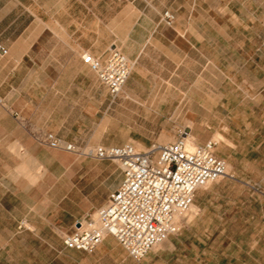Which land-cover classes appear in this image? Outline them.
<instances>
[{
	"label": "crops",
	"instance_id": "crops-1",
	"mask_svg": "<svg viewBox=\"0 0 264 264\" xmlns=\"http://www.w3.org/2000/svg\"><path fill=\"white\" fill-rule=\"evenodd\" d=\"M216 20L210 0H0V264H210L234 254L227 249L255 246L231 234L264 230V195L247 190L250 180L224 176L241 187L234 201L212 191L195 196L192 219L140 260L111 235L91 253L69 249L63 237L107 202L122 170L37 139L50 133L83 149L130 138L144 150L165 144L145 148L137 137L169 139L146 121L194 119L195 104L209 112L221 102L206 77L200 98L193 84L194 64L210 70ZM113 46L132 63L115 99L82 61L84 54L105 61ZM201 130L187 133L194 145L206 142Z\"/></svg>",
	"mask_w": 264,
	"mask_h": 264
},
{
	"label": "rangeland",
	"instance_id": "rangeland-1",
	"mask_svg": "<svg viewBox=\"0 0 264 264\" xmlns=\"http://www.w3.org/2000/svg\"><path fill=\"white\" fill-rule=\"evenodd\" d=\"M210 16L219 21V32L211 34V46L208 54L205 55L211 61L210 70L202 73V66L194 64L193 84L194 91H198L195 95L200 98L203 85L206 84L203 79L206 77L210 85L214 86L210 89L220 96L221 102L211 103L209 112L203 111L201 103L195 104L194 119L181 118L177 121L162 119L145 122L147 129H154L156 133L165 131L169 136L167 140L159 141L158 139L163 136L157 135L137 138L146 140L148 144L145 148H147L152 143L173 142L179 138L180 133H189L194 127H202L204 137L202 142L217 139L216 134H220L225 140H218L217 148L224 149L219 157L227 163L228 175L226 176H239L250 180L254 188L247 190L264 195V0H210ZM213 62L218 67L213 66ZM205 66L207 69V65ZM178 83L184 82L179 80ZM37 139L46 145L42 137ZM127 141L136 147L131 138ZM75 155L87 157L83 154ZM108 161L119 167L116 161ZM240 189V185L222 178L199 188L195 196L199 201L207 191H212V194L216 193L220 199L223 197L226 202L232 203L235 193ZM194 200L189 211L181 212V219L177 224L174 220L172 232L168 238L175 235L192 219L195 209ZM96 210L80 221L91 218ZM211 234L210 236H214L218 233ZM239 235L252 245L256 241L255 246L227 249L234 254L220 256L218 263L210 264H264L262 227L259 226L257 231L231 234L235 240L239 239ZM200 250L213 251L214 249ZM169 259L170 257L167 258V262ZM197 261L203 263L206 259L200 256Z\"/></svg>",
	"mask_w": 264,
	"mask_h": 264
},
{
	"label": "built area",
	"instance_id": "built-area-1",
	"mask_svg": "<svg viewBox=\"0 0 264 264\" xmlns=\"http://www.w3.org/2000/svg\"><path fill=\"white\" fill-rule=\"evenodd\" d=\"M174 16L165 11L162 21L171 25ZM2 55L6 50L0 49ZM82 61L96 73L110 96H119L132 69V63L116 46L101 61L84 54ZM186 132L173 142L153 144L145 150L133 144L96 146L82 149L50 133L42 141L51 148L96 159L116 161L123 174L120 186L107 202L87 220L76 222L63 237L65 247L93 252L107 235L113 236L135 260L144 258L172 232L177 213L189 211L196 191L227 174L226 161L216 155L218 141L188 147Z\"/></svg>",
	"mask_w": 264,
	"mask_h": 264
},
{
	"label": "bare ground",
	"instance_id": "bare-ground-1",
	"mask_svg": "<svg viewBox=\"0 0 264 264\" xmlns=\"http://www.w3.org/2000/svg\"><path fill=\"white\" fill-rule=\"evenodd\" d=\"M185 142H186V145H187L188 147H193V146H194V144H193V136L190 135V134H188V136L185 137ZM141 147H142V146L136 144V148H137V149H141ZM180 215H181V212L176 214V216H175V221H176V222H177V220L179 219ZM158 245H159V244H158Z\"/></svg>",
	"mask_w": 264,
	"mask_h": 264
}]
</instances>
